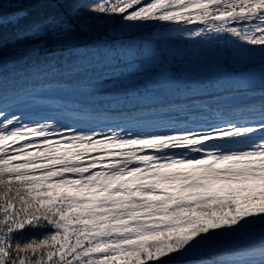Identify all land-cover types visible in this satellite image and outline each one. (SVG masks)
Here are the masks:
<instances>
[{
    "label": "snow or ice",
    "instance_id": "obj_1",
    "mask_svg": "<svg viewBox=\"0 0 264 264\" xmlns=\"http://www.w3.org/2000/svg\"><path fill=\"white\" fill-rule=\"evenodd\" d=\"M5 2L0 264H264V103L258 115L216 123L105 131L30 117L17 110L26 89L12 86L65 62L72 68L96 44L118 52L119 36L97 32L101 14L125 29L203 25L181 36L222 34L264 52V0H9L10 13ZM157 54L167 61L141 45L112 67ZM220 70L236 72L227 58Z\"/></svg>",
    "mask_w": 264,
    "mask_h": 264
},
{
    "label": "rangeland",
    "instance_id": "obj_2",
    "mask_svg": "<svg viewBox=\"0 0 264 264\" xmlns=\"http://www.w3.org/2000/svg\"><path fill=\"white\" fill-rule=\"evenodd\" d=\"M98 25L107 26V29L102 34L110 33L111 35L120 37L117 42L119 51L114 52L110 46L100 43L88 49H81L78 53L79 58L75 62H79L81 65L87 67L86 70H81L83 73L82 79L89 75L90 78H95L93 80L99 81L103 76H108L111 79L112 74L115 76L116 81L110 84L101 83L90 89L78 87L79 85L71 86L67 88V91L73 92L67 95L71 94V96L81 100L102 99L111 101L113 98L133 99L139 97L137 95L138 91H144L145 95L150 98H156L162 91H183L181 85L191 82L188 78L189 76L193 78L195 76L192 85L195 87L197 86L195 83H198L197 90L205 91L206 93L213 94L214 92L212 91H218L223 88L233 89L240 86L241 88L239 89H242L244 86L246 89L249 88L250 92L246 94L236 92L221 98H215V100L212 99V96H208L207 102L209 103H217L221 106H238L246 102L264 99V52L240 49L239 45L234 44L233 39L226 35L209 34V36L213 37L212 39L181 36L184 27L196 29L203 27V25L175 26L171 24H148L125 29L118 20L115 22L114 19L108 17L99 22ZM155 36L160 37L158 43L154 41ZM141 45L145 50L159 48L167 56V61H162L159 54L145 55L143 57V64L130 65L123 70L113 69L112 65L115 63L114 57L119 55L122 58H131L130 54ZM226 58L233 61L236 72H223L220 70L221 62ZM182 60L184 62L180 65L179 62ZM162 63L164 65L163 68H161ZM137 70H142V72H137ZM175 70H180L182 74L174 73ZM201 80H204L203 84L199 82ZM211 81H214L215 84H212ZM256 88L257 90H254ZM44 92L45 95L51 92L49 94L59 97L64 96L66 93L54 89ZM42 97L45 96L43 95ZM149 97H146L145 100L150 99ZM260 104L250 103L243 110L235 109L232 112L228 111L221 114L228 117H235L240 113L255 116L258 113L254 111V106L258 107ZM42 110L38 113H41L44 118L50 119L49 122L59 121L63 124H78L81 127H91L86 122H75L72 118H68L59 112H46V109ZM212 113H214L213 110ZM217 120L205 121L216 123L218 122ZM106 124L110 126L105 128V131L111 130V122H107ZM97 127H100V123H98ZM120 128L118 127L115 130L119 131ZM137 130L145 129H140L139 127ZM258 238L264 237L258 236ZM224 239L228 241L227 237ZM225 246V243L218 245L221 248Z\"/></svg>",
    "mask_w": 264,
    "mask_h": 264
},
{
    "label": "trees",
    "instance_id": "obj_3",
    "mask_svg": "<svg viewBox=\"0 0 264 264\" xmlns=\"http://www.w3.org/2000/svg\"><path fill=\"white\" fill-rule=\"evenodd\" d=\"M16 8L17 6L14 3L6 0L5 9L7 12L10 13L15 11ZM81 15L88 16L90 14L82 10ZM105 18L106 16L103 14L98 17L94 16V25H98L99 22ZM114 20L115 22L117 21V19ZM9 31L11 30L9 29ZM5 55L7 56V53H5ZM183 62L182 60L179 64L181 65ZM73 64L74 67L69 68L67 62H65L64 68L43 69L26 81L13 82L12 86L26 89L25 102L17 110H23L25 114L30 117L44 118V116L38 112H40L41 109H46V112H59L62 115H66L68 118H72L75 122H86L91 127H97L98 123H100V127L97 128H102L104 130L110 126L106 123L111 122V130H115L118 127L137 130L140 127V129H145L147 131H163L171 125L182 127L185 123L191 124L192 122L217 120L220 116H223V114H221L223 112H232L235 109L243 110L250 103H264V99L246 102L238 106H221L217 103H209L207 102L208 96H212V99L215 100V98H221L236 92H243L246 94L250 91L249 88L246 89L245 86L239 89L241 88L240 85V87L233 89L223 88L218 91H212L214 92L213 94L206 93L205 91H198V83H195L197 85L195 87L192 85L195 76L194 78L189 76L188 78L191 82L186 85H181L183 91H162L156 98H150L145 95L144 91H138L137 95L139 97L133 99L113 98L111 101L102 99L81 100L71 96V94L67 95L73 92L70 90L67 91V88L79 85L78 87L90 89L94 86H98V84L103 83L104 80L109 78L108 76H103V80L96 81L93 80L95 78L92 79V77L90 78L88 75V77L82 79L81 76L83 73L81 70H86L87 67L75 61ZM7 70L6 67L5 71ZM137 72H142V70H137ZM174 73L182 74L180 70H175ZM111 80L116 81L115 76L112 74ZM199 82L203 84L204 80ZM211 83L215 84L214 81H211ZM52 89L67 92L64 96L60 97L49 94L51 92L47 95L44 94V91H51ZM254 90H257V88ZM43 95L45 97H42ZM146 97L150 99L145 100ZM44 107L46 108L44 109ZM212 110L214 113H212Z\"/></svg>",
    "mask_w": 264,
    "mask_h": 264
},
{
    "label": "water",
    "instance_id": "obj_4",
    "mask_svg": "<svg viewBox=\"0 0 264 264\" xmlns=\"http://www.w3.org/2000/svg\"><path fill=\"white\" fill-rule=\"evenodd\" d=\"M97 32L102 34L107 29L106 25H96Z\"/></svg>",
    "mask_w": 264,
    "mask_h": 264
}]
</instances>
